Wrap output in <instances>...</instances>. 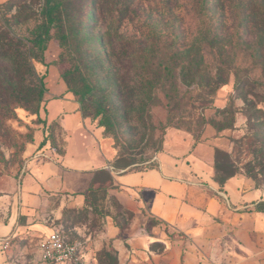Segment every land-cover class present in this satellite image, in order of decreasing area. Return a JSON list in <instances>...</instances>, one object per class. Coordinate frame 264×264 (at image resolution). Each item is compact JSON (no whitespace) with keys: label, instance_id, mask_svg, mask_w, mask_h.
<instances>
[{"label":"rangeland","instance_id":"obj_1","mask_svg":"<svg viewBox=\"0 0 264 264\" xmlns=\"http://www.w3.org/2000/svg\"><path fill=\"white\" fill-rule=\"evenodd\" d=\"M194 1H0V224L22 207L19 223L48 229L2 238L0 264H50L42 244L53 229L81 242L84 264H120L104 233L111 224L124 239L133 216L107 200L109 183L79 208L49 189L27 209L20 203L22 187L64 152L45 102L66 93L100 131L114 171L196 148L205 161L213 151L218 184L240 174L264 194V0H207V17Z\"/></svg>","mask_w":264,"mask_h":264},{"label":"crops","instance_id":"obj_2","mask_svg":"<svg viewBox=\"0 0 264 264\" xmlns=\"http://www.w3.org/2000/svg\"><path fill=\"white\" fill-rule=\"evenodd\" d=\"M45 107L46 119L58 122L66 146L58 162L42 164L39 178L22 187L19 199L26 209L41 202L36 192L46 189L62 192L67 208H79L89 189L106 180L107 200L133 216L124 239L111 224L104 233L120 264H264V207L258 208L264 194L240 174L218 184L210 172L213 151L207 161L194 155L195 148L184 157L162 154L150 168L114 171L98 149L100 131L72 94L52 97ZM100 171L108 178H100ZM20 210L0 224V240L48 231L34 221L19 223Z\"/></svg>","mask_w":264,"mask_h":264},{"label":"built area","instance_id":"obj_3","mask_svg":"<svg viewBox=\"0 0 264 264\" xmlns=\"http://www.w3.org/2000/svg\"><path fill=\"white\" fill-rule=\"evenodd\" d=\"M42 258L50 264H84L80 241L68 240L59 229H53L42 244Z\"/></svg>","mask_w":264,"mask_h":264},{"label":"trees","instance_id":"obj_4","mask_svg":"<svg viewBox=\"0 0 264 264\" xmlns=\"http://www.w3.org/2000/svg\"><path fill=\"white\" fill-rule=\"evenodd\" d=\"M206 2H207V0H195L193 3H192V8L193 9H195L196 10V12H198L199 13V15H201V16H204V17H207L206 16V12H205V7H206ZM160 67H162L160 70H161V72H162V75H163V78L166 80V78L167 77H173V74H174V70H173V68L172 67H170V66H168V64H161L160 65ZM75 97V96H74ZM98 174L100 175V174H103L104 176H105V178L107 177L108 178V175H107V172L106 171H100V172H98ZM234 175V174H233ZM232 174L231 175H229L228 177H226L225 179H223L221 182H220V184H223L229 177H231V176H233ZM104 182V181H103ZM103 182L102 183H100L99 184V186H101V184H103ZM105 182H106V180H105ZM107 183V182H106ZM99 186L97 187V188H94L93 189V191H96L98 188H99ZM91 188H93V187H91ZM90 188V189H91ZM89 189V190H90ZM261 207H264V203H260L259 205H258V208H261Z\"/></svg>","mask_w":264,"mask_h":264}]
</instances>
